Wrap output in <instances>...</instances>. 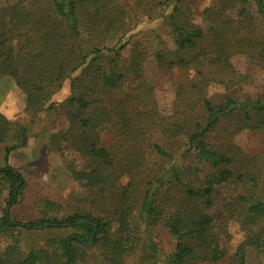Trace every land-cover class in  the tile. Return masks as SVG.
I'll return each mask as SVG.
<instances>
[{
	"label": "trees",
	"instance_id": "1",
	"mask_svg": "<svg viewBox=\"0 0 264 264\" xmlns=\"http://www.w3.org/2000/svg\"><path fill=\"white\" fill-rule=\"evenodd\" d=\"M201 15L204 27L193 22L190 0H9L0 7V83L12 81L25 96L29 119L0 115V240L8 241L0 264H221L231 225L243 239L230 264H264L263 168L233 140L244 131L264 138V93L235 97L253 78L232 64L243 56L264 69V0H212ZM143 21L159 22L158 29L141 33ZM148 59L182 77L167 114L145 80ZM66 82L67 97L54 102ZM211 86L224 90L219 102L207 97ZM52 111L67 127L47 136V150L89 209L54 217L60 206L45 201L41 220L11 221L24 184L8 158L26 147L29 125ZM109 127L118 135L111 146L101 138ZM149 130L162 142L148 153ZM225 187L233 196L217 221L214 194ZM42 226L54 234L41 248L23 249L22 233ZM70 229L79 234L64 237ZM157 229L172 241L163 254Z\"/></svg>",
	"mask_w": 264,
	"mask_h": 264
},
{
	"label": "rangeland",
	"instance_id": "2",
	"mask_svg": "<svg viewBox=\"0 0 264 264\" xmlns=\"http://www.w3.org/2000/svg\"><path fill=\"white\" fill-rule=\"evenodd\" d=\"M9 0H0V7L4 6ZM212 4V0H190V5L194 9L193 22L204 27L202 11ZM236 6L230 15L234 16ZM143 21L139 25L141 33L149 34L150 30H157L159 22L149 23ZM160 28V27H159ZM137 31V32H138ZM161 36L168 45H171L166 32ZM128 56V49L123 53ZM232 64L240 71L247 72L252 78L251 86L235 89V97H254L264 93V69L250 64L247 58L235 56ZM145 80L153 89V98L157 110L162 114H167L171 110L175 99L176 85L182 81L178 72L159 71L151 59L147 60L144 66ZM224 90L218 86H211L207 89V97L213 102H219ZM68 95V84H64L63 89L54 97V102H61ZM0 115L10 122H21L27 125L29 119L24 113L25 96L18 90L12 81L0 83ZM30 126L29 140L25 148L19 149L10 154L8 165L17 171L23 180L22 198L18 204L13 206L9 218L17 223L37 222L43 218L42 207L45 201L55 203L60 206V214L54 217L69 216L70 214L85 213L89 209L85 194L72 182L69 173L62 165L61 159L54 153H49L46 147V138L49 134L63 130L67 127L66 120L59 111L47 112L39 115ZM101 138L105 145L111 146L118 140V135L113 127L107 128ZM162 137L153 130H149L144 141V148L150 151L154 143H161ZM234 143L244 154L254 157L263 168L264 180V138L259 133L240 132L234 136ZM231 187L217 188L214 194L215 209L213 216L217 221L223 218L221 204L223 201L232 198ZM4 204H0V217L3 216ZM50 214L49 218H54ZM231 240L227 245V258L221 264H230V258L234 254L237 245L242 241L243 234L235 225L228 228ZM54 233L45 229H34L22 233L23 249H38L44 246L46 240ZM64 237L71 234H79L78 231L66 230ZM161 253H165L171 248V239L162 229H157L153 233ZM8 243L7 240H0V250Z\"/></svg>",
	"mask_w": 264,
	"mask_h": 264
},
{
	"label": "water",
	"instance_id": "3",
	"mask_svg": "<svg viewBox=\"0 0 264 264\" xmlns=\"http://www.w3.org/2000/svg\"><path fill=\"white\" fill-rule=\"evenodd\" d=\"M83 223H85V222H79V224H83ZM46 227H47V226H42V227H38V228H35V229L42 230V229H45ZM91 242H92V236L90 237L88 247L91 246Z\"/></svg>",
	"mask_w": 264,
	"mask_h": 264
}]
</instances>
